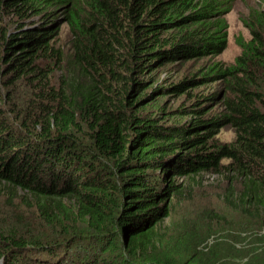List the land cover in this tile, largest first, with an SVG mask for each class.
I'll return each mask as SVG.
<instances>
[{
    "label": "trees",
    "instance_id": "16d2710c",
    "mask_svg": "<svg viewBox=\"0 0 264 264\" xmlns=\"http://www.w3.org/2000/svg\"><path fill=\"white\" fill-rule=\"evenodd\" d=\"M223 3L0 0V264H264V12L233 65L158 81L218 45ZM211 81L226 92L217 115L200 106L216 92L160 102ZM222 124L233 143L215 139ZM222 170L235 218L206 206L215 231L185 219L166 242L184 183Z\"/></svg>",
    "mask_w": 264,
    "mask_h": 264
},
{
    "label": "rangeland",
    "instance_id": "374dc122",
    "mask_svg": "<svg viewBox=\"0 0 264 264\" xmlns=\"http://www.w3.org/2000/svg\"><path fill=\"white\" fill-rule=\"evenodd\" d=\"M220 12L218 18L224 20V28L219 30L220 38L222 39L218 45L210 49L207 54H201L191 59H185L183 62H174V66H168L163 73L158 76V81L165 84L177 82L183 78L191 77L195 74L208 70V67L213 63H218L222 68L229 67L234 64L235 57L239 55L241 48L236 43L237 38L248 40L252 33L250 27L258 25L261 20L260 13L264 12V0H224V3L219 7ZM217 15H212L211 19H215ZM58 35L55 37V42L63 44L68 38V30L65 23L61 24ZM191 93L182 94H167L160 98L161 103H166L167 107L174 108L182 103L185 105L192 102L190 97L201 92L209 94L216 92V97L213 100H206V105H200L206 109L204 117L217 115L220 112V101L226 96L223 85L220 81H211L197 86L196 89H188ZM206 95V96H207ZM224 96V97H223ZM192 112V111H190ZM193 114V113H192ZM171 114H169L170 116ZM195 115V114H193ZM191 115L176 116L175 118L183 121L189 119ZM234 129L229 124H222L218 127L215 139L220 143L231 144L234 142ZM228 161L224 160L223 163ZM232 173L222 170L218 173H201L191 180L189 183H184L182 191L174 198L170 205L169 215L160 223L161 230L164 229L165 241L174 246L180 243L179 234L184 229L183 220L196 221L198 228L201 226L200 234L212 233L216 227L211 225L207 228L204 224L207 220L201 218V209L212 206L214 210L220 211V215L225 218H235L230 209L227 208L220 199L221 190L227 185L232 177ZM24 214H27L24 212ZM2 217H0L1 219ZM31 220L33 229L38 228L39 221H35V215L30 209L27 215V220ZM217 225H223V222H216ZM258 232V230H255ZM220 235V233H219ZM242 249L244 246L241 247ZM264 252L260 249L258 253ZM160 254L163 252H159ZM173 255V254H172ZM263 256V255H262Z\"/></svg>",
    "mask_w": 264,
    "mask_h": 264
}]
</instances>
